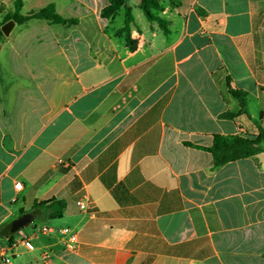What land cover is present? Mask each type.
<instances>
[{"label": "crops", "instance_id": "0c3cea01", "mask_svg": "<svg viewBox=\"0 0 264 264\" xmlns=\"http://www.w3.org/2000/svg\"><path fill=\"white\" fill-rule=\"evenodd\" d=\"M15 1L0 0V257L21 232L34 251L11 264H264V150L222 166L207 151L264 130V0L161 1L167 34L124 0L133 48L108 0H21L76 24H3Z\"/></svg>", "mask_w": 264, "mask_h": 264}, {"label": "trees", "instance_id": "16d2710c", "mask_svg": "<svg viewBox=\"0 0 264 264\" xmlns=\"http://www.w3.org/2000/svg\"><path fill=\"white\" fill-rule=\"evenodd\" d=\"M109 5L102 11V17L109 18L115 15L118 11L124 10V26L120 29L119 35L124 37L126 45L129 48L134 47V41L130 35V25L134 22L131 15V9L124 4V0H108ZM172 2V0H169ZM139 7L142 10L145 18L149 22H156L161 27L164 34L168 33L166 22L155 15L154 12H160L163 10V6L158 0H140ZM22 1L16 0L14 4V11L12 14L6 15L3 18V22H13L15 24H24L33 19L45 20L51 24L62 25H75V20L66 19L55 12L54 6L49 5L39 11L30 12L27 15L21 14ZM228 93L234 97L240 106L238 114H244L249 118L247 107L245 103L246 94L236 89L231 88L228 85ZM237 114L226 115V117L234 118ZM259 134L253 139L242 138L238 136H219L213 137L212 146L207 151L212 155L214 164L216 166H222L228 162L252 157L264 150L262 143H264V130L258 128ZM51 203V202H49ZM47 204V203H46ZM43 204V205H46ZM37 207V205H36ZM23 215V213L21 214Z\"/></svg>", "mask_w": 264, "mask_h": 264}, {"label": "built area", "instance_id": "2783aa9c", "mask_svg": "<svg viewBox=\"0 0 264 264\" xmlns=\"http://www.w3.org/2000/svg\"><path fill=\"white\" fill-rule=\"evenodd\" d=\"M262 91H264V86H262ZM15 189L16 190H21L22 189V184L17 183L15 184ZM77 206L81 211H87L88 210V204H86L83 201L77 202ZM52 231L50 228H43L42 232L44 234H48ZM60 233L64 236L67 237V241L69 244H73L76 242V235L68 228H63L60 229ZM20 245L27 251H34V246L32 243L27 239V237L24 236L21 232H19V237L17 241L13 242L10 247L6 250H4L1 254L0 257V264H11L13 261L14 257L17 256L16 248L17 246Z\"/></svg>", "mask_w": 264, "mask_h": 264}, {"label": "water", "instance_id": "95a60500", "mask_svg": "<svg viewBox=\"0 0 264 264\" xmlns=\"http://www.w3.org/2000/svg\"><path fill=\"white\" fill-rule=\"evenodd\" d=\"M30 223V218L28 215H23L15 220H13L11 223H9L5 229V232L7 234H14L24 227H26Z\"/></svg>", "mask_w": 264, "mask_h": 264}, {"label": "rangeland", "instance_id": "374dc122", "mask_svg": "<svg viewBox=\"0 0 264 264\" xmlns=\"http://www.w3.org/2000/svg\"><path fill=\"white\" fill-rule=\"evenodd\" d=\"M161 1L165 2V0H158V2H159L160 4H161ZM174 1H175V0H172L171 3H174ZM137 13H140V14L142 15V11H141L140 9H138V10L136 11V15H137ZM2 23H3V24H6V23H4L3 21H2ZM7 23H9V22H7ZM50 225H51V226H55L56 223H53V222H52V223H50ZM23 230H24V229H23Z\"/></svg>", "mask_w": 264, "mask_h": 264}]
</instances>
